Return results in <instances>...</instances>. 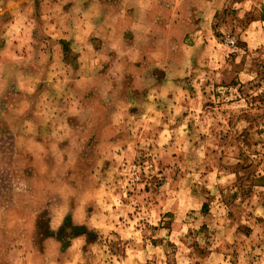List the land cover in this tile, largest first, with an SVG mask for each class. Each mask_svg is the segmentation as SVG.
Here are the masks:
<instances>
[{
  "label": "rangeland",
  "instance_id": "374dc122",
  "mask_svg": "<svg viewBox=\"0 0 264 264\" xmlns=\"http://www.w3.org/2000/svg\"><path fill=\"white\" fill-rule=\"evenodd\" d=\"M193 1L0 0V264H264V0Z\"/></svg>",
  "mask_w": 264,
  "mask_h": 264
},
{
  "label": "crops",
  "instance_id": "0c3cea01",
  "mask_svg": "<svg viewBox=\"0 0 264 264\" xmlns=\"http://www.w3.org/2000/svg\"><path fill=\"white\" fill-rule=\"evenodd\" d=\"M220 2H221V0H194L193 3H191V4H193L194 6H206L208 4L209 5H213V4L217 5L218 3L220 4ZM173 3L175 5H178V4H182L184 2H183V0H173Z\"/></svg>",
  "mask_w": 264,
  "mask_h": 264
},
{
  "label": "trees",
  "instance_id": "16d2710c",
  "mask_svg": "<svg viewBox=\"0 0 264 264\" xmlns=\"http://www.w3.org/2000/svg\"><path fill=\"white\" fill-rule=\"evenodd\" d=\"M64 50V49H63ZM66 50V49H65ZM206 207H207V204L206 203H203L202 204V211L204 212V210L206 209Z\"/></svg>",
  "mask_w": 264,
  "mask_h": 264
}]
</instances>
